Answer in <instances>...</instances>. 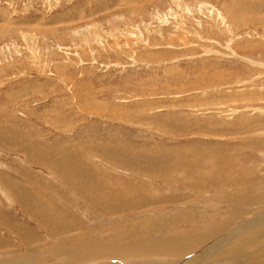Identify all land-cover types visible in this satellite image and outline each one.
<instances>
[{
	"label": "rangeland",
	"instance_id": "374dc122",
	"mask_svg": "<svg viewBox=\"0 0 264 264\" xmlns=\"http://www.w3.org/2000/svg\"><path fill=\"white\" fill-rule=\"evenodd\" d=\"M263 213L264 0H0V264H264Z\"/></svg>",
	"mask_w": 264,
	"mask_h": 264
},
{
	"label": "bare ground",
	"instance_id": "6f19581e",
	"mask_svg": "<svg viewBox=\"0 0 264 264\" xmlns=\"http://www.w3.org/2000/svg\"><path fill=\"white\" fill-rule=\"evenodd\" d=\"M48 158V157H47ZM49 159H51V158H49ZM52 160V159H51ZM102 160V159H101ZM106 161V160H105ZM59 162V161H58ZM107 162V161H106ZM60 163V162H59ZM77 166H79L78 164H76ZM70 167V166H69ZM57 170L59 171V172H61V174L64 176V177H66L67 175L64 173V171H66V172H70V169H68V168H66L65 167V165L63 164V162H62V164H59L57 167ZM60 168L62 169V170H64V171H61L60 170ZM81 168H82V166L80 167L79 166V169H80V171H78L77 173H74L75 175L76 174H79L80 172H81ZM71 173V172H70ZM67 178V177H66ZM98 186H102V185H100V184H98ZM94 187V186H93ZM102 187H106V186H102ZM105 189H108V188H105ZM18 199V198H17ZM93 201V200H92ZM97 201V200H96ZM139 201H140V199H139ZM94 206V205H93ZM263 215V216H262ZM261 217V219H259ZM256 219H259V220H262V219H264V213L263 214H259L257 217H253V219H252V221H256ZM263 221V220H262ZM248 222H246V223H244L245 225L247 224ZM241 225H239V227H236L234 230H231L230 232H229V235L227 236H222V237H219V239L217 238V239H215V240H213L212 241V245L210 244V246L208 247H205V249L203 250V251H207V252H209V251H211V249L212 248H214V249H217V251H219V250H221V251H229V252H227V255H228V253L229 254H231L232 256H236V255H238V256H242V255H245V254H247L248 252L247 251H251V250H242V251H240V250H238V251H231V249L229 248V245L228 246H226L229 242H230V240H232V238L233 237H235L234 239L235 240H237V237H238V239L240 238V240H238L237 241V244L238 243H241L242 244V242L244 241H246V240H251V238H249L248 236H245V234H243V235H241L242 234V232H244L243 230H241L242 232H240V233H238L237 234V232H236V229H239V228H241L240 227ZM244 227V226H243ZM252 229V228H251ZM253 231L252 232H254L253 234L256 236L257 234H259V233H257V232H259V231H261V232H263V234H264V224H261V225H258V227H256L255 229H252ZM237 234V236H235ZM231 236V237H230ZM252 236V235H251ZM260 235H258V237H259ZM263 237V236H262ZM247 238V239H246ZM259 239H261L260 237H259ZM251 244V243H250ZM232 246V245H231ZM230 249V250H229ZM244 249V248H243ZM214 251H211L209 254H204V257L202 256V255H200V256H198L197 258H200V263H201V260L203 261L204 259H206L209 255H211L212 253H213ZM258 254H259V251H256ZM262 252H264V251H262ZM179 253H180V251H179ZM178 253V254H179ZM253 253H255V252H253ZM217 255V254H216ZM227 255L225 254H223V256H222V258L224 259V264H232V263H230L229 261H228V263H227V261H226V257H227ZM213 256V255H212ZM229 256V255H228ZM230 257V256H229ZM196 258V259H197ZM204 258V259H203ZM246 258H248V257H246ZM245 258V259H246ZM195 259V260H196ZM244 259V260H245ZM210 260V262H212L211 261V259H209ZM214 260V259H213ZM191 261H194V259H192V260H190V261H188L187 263H191ZM197 261H199V260H197ZM204 261H206V260H204ZM209 262V263H210ZM215 262V261H214ZM203 264H204V262H202ZM208 263V264H209ZM220 263V262H219ZM238 263V262H237ZM69 264V263H68ZM205 264H207V263H205Z\"/></svg>",
	"mask_w": 264,
	"mask_h": 264
}]
</instances>
